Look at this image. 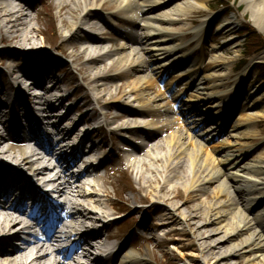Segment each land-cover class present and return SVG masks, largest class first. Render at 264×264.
<instances>
[{
	"label": "bare ground",
	"instance_id": "1",
	"mask_svg": "<svg viewBox=\"0 0 264 264\" xmlns=\"http://www.w3.org/2000/svg\"><path fill=\"white\" fill-rule=\"evenodd\" d=\"M240 1L245 5V12L250 13L255 28L264 34V0ZM29 2L31 1L0 0V37L3 42L13 43L20 48L36 47V37L42 33L32 27V17L22 5L25 3L29 6ZM209 2L210 0H59L61 10L70 8V14L76 10L80 11L68 26L63 24L61 30L64 36H67L73 30L79 32L80 26L95 25L96 34H103V27L113 26L109 18L114 17L122 24V29H114L115 33L121 36L119 48L106 51L104 40L96 35L88 39L87 43L90 45H84L83 50L90 59L104 58L106 53L111 56L110 59L114 55L117 56L112 60L109 70H101L88 79V82L96 83L94 91L97 94L104 93L109 79L126 78L127 82L123 87L117 88L118 92L114 97L108 95L101 98L99 103L103 106L117 104L118 109L122 111L113 116L116 121L113 129H118L116 126L123 121L126 128L122 127V124L121 129L143 135L144 140L150 144L151 149L144 159L139 154L144 145L126 141V144L133 148L131 152H127L129 166L126 171L130 173L134 167L137 172L139 192L136 194L149 192L154 202L171 203L180 196L179 189L185 193L186 202L193 201L199 192H210L211 196L208 198L211 197L212 202L208 201V198H201L200 204L188 206L186 212L178 214L183 222L197 214L203 221L200 228L217 225V228L211 229L205 237L211 243H199V249L206 253L207 249L214 246L213 249L222 252H214V256L206 254V261L214 263L218 258L224 261L247 253L251 255L247 260L248 264H264V210L253 214L264 199V154L255 157V152L251 151L257 145L253 141L260 136L255 124L264 121V101L257 96L256 88H248L245 99L250 103V111L246 110L240 119L234 122L242 101V97H237V93L241 92L249 69L235 78L234 85L222 90L224 83L220 82V78L230 73L229 66L222 69L221 75L217 70L204 75V59H194L193 63H190L195 48H192L193 44L190 45L191 40L186 41L175 29L178 23L184 22L189 16L207 9ZM101 7H106L107 11L101 10ZM6 16L9 18L8 23ZM90 18L99 20L102 25L96 24ZM210 22L211 17L204 18L202 23L195 27L186 23L183 25L193 32L196 47H203L208 42ZM218 22L217 28L231 37L232 48H238L240 44L231 34L238 21L234 19V22ZM139 27L140 34L132 31ZM113 42H117V39H113ZM142 50L145 56L140 54ZM236 52V56L241 55L240 50ZM24 56L20 54L17 59L23 58L25 62L28 60L32 71L24 67V77H18V70L13 65L9 73L13 80H0V122L7 113L6 108L18 106L19 102H26L29 98L28 93L18 88L27 86L26 90H31L39 85L47 86L50 80L53 81L54 86L49 93L51 99L61 103V107L56 106L59 110L52 109L51 114L56 121H45L42 131L48 141L57 148L61 147L58 151L60 158L58 156L59 159H55L54 152L45 159L42 158L45 150L42 140L37 141L36 146L27 148L8 146L7 142L0 140V196L7 194V189L12 186V198L30 201L35 191L34 184L44 180L47 173L56 174L50 181V191L66 200L63 204L56 202L55 206L60 214H55L56 221L49 229L45 228L48 235L46 239L50 243L53 240L59 243L74 242L78 238L79 241L60 250V253L66 255L68 262L60 260V253L45 244L36 228L27 224L25 213H17L16 207H11L0 211V264H153L152 251H147L144 255L134 247L129 248L126 242L120 245L116 257L115 253H111L112 244L107 245L101 234V228L106 229L108 225L104 220L111 216L100 210L108 195L104 186L99 185L97 181L90 183L91 177H88L95 171V164L98 162L92 158L94 147L84 158L77 157L75 152L79 145L74 138H78L81 132L85 135V132L80 131L79 123L76 129H68L74 124L67 126L69 118L61 113L62 109H67L65 104L68 100L63 96L55 99L54 97L61 93L53 94L64 83L58 75L48 79L44 76L42 71L48 70L43 59L35 54ZM34 59L45 68L33 64ZM210 63L220 67L219 55ZM138 66L153 71L157 78L152 79L145 74L133 78L132 73ZM144 72L139 71L141 74ZM3 77L7 78L6 75ZM165 90L166 98L163 99ZM167 95L175 101L165 102L164 100L169 99ZM48 102L52 103L51 100ZM181 108L183 112L180 111ZM187 110L194 113L195 118L184 122L183 115ZM206 112L209 113L207 116ZM131 119L133 120L130 121ZM217 121L219 123L210 126ZM102 128L101 125L97 129L94 128L85 136L84 143ZM4 131L5 128L0 127V134H4ZM229 133L231 134L228 135ZM163 134L167 135L162 143L155 144V139ZM215 141L218 144L211 146ZM69 155L74 159L71 163ZM251 157L255 159L252 160ZM79 161L86 165L89 163V166L79 172ZM12 167L17 170L13 171ZM69 173L72 174L68 176ZM211 185L216 186L208 188ZM75 190L80 198L86 197L88 201L79 198L74 202L70 194ZM145 198L146 196H143L139 199L143 202ZM51 203L53 204L42 197L38 210L42 211L43 207ZM171 204L174 208L172 211L178 209L174 202ZM160 209L166 212L164 216H173L171 211L164 210L163 207ZM160 209L157 212H160ZM33 215L35 217L37 213ZM153 220L155 223L152 228L159 229L162 225L160 219L156 217ZM148 222L149 217L146 218V223ZM25 226L28 227L27 232L24 231L27 229ZM96 227H101L100 231L96 232ZM213 235L218 237L213 240ZM244 235L239 244L233 243ZM106 239H109V236ZM19 241L20 245L17 244Z\"/></svg>",
	"mask_w": 264,
	"mask_h": 264
},
{
	"label": "rangeland",
	"instance_id": "2",
	"mask_svg": "<svg viewBox=\"0 0 264 264\" xmlns=\"http://www.w3.org/2000/svg\"><path fill=\"white\" fill-rule=\"evenodd\" d=\"M30 1L29 6L25 3L22 5L24 8L26 7L28 10L27 12H29L32 17V27L37 31L40 30L42 34L36 37V47L34 48H20L13 43L3 42L0 37V70L3 71L0 72V80H13V77L9 74L10 68L13 65L18 70L16 76L24 77V67H27L26 69L29 70H31V67L29 66L28 60L25 62L23 58H19V60L17 58L20 54H24V57H30V55L35 54L43 59L47 65L48 71H42L44 76H47L46 78L48 79L50 76L58 75L64 83L56 92L62 95L72 94L73 96L71 100L67 101L65 104L67 109L61 113L63 116L69 118L70 122L66 124L67 126H69L70 123L74 124L70 129H76L79 123L80 131L85 132V135L81 132L79 137L77 138L76 136L74 140H76V142L83 141L86 134H90L93 128H97L99 125L103 127L102 130L98 131L95 135L90 136L86 144L84 143L83 149H85L87 153L82 155V158L89 155L88 153H90V150L94 147L95 153L92 158H95L98 164L90 180L93 182L98 181L97 183L104 186V190L108 195L104 200V205L100 209L105 212V214L108 213L111 215L106 218L107 220H104L108 225L106 229L96 227L94 228L95 231L97 232L101 228L104 241L107 245L112 244L114 249L126 242L129 248L134 247L144 255L147 251H152L153 264H248L247 260L251 255L247 253H242L239 256L224 261L218 258L214 263L207 262L205 259V257H207L206 254L214 256V252L218 254L222 251L213 249L214 246H211L206 250V253H203L199 249V243L206 242L210 244L211 241L205 237L208 236L211 229L217 228V225L214 224L206 228H200L199 226L203 221H201V217H197V214H194V217L188 218V220L184 222L182 219H179V212H186L188 206L200 204L201 198L206 199L208 196H211L210 192H199L193 201L186 202L185 193L179 189L180 196L176 200L173 199L171 201V203L174 202V204L178 205L177 208L179 210L175 209L174 211H172V209H174L172 204L170 202L168 203V201L163 203L154 202L149 192H140L139 195L136 194L139 192V189H137L138 175L136 170L132 167V171L129 173L123 169L124 163L128 165L127 151L133 150L132 147L126 144L124 139L128 138L133 142L145 145L143 151L139 153L142 154L140 156L141 158L145 159L151 148H147L148 142L144 140L143 135L133 133V136L132 134L129 136L126 132L122 131L121 125L123 121L120 122V127L116 126L118 129H113L116 122L113 116L122 112L118 109L117 104L103 106L102 103H99L101 98H106L108 95L114 97L118 92L117 88L119 86L123 87L127 82L126 78L114 77L109 79L104 93L97 94L94 91L96 83H90L88 79L91 77L93 78V76L101 70H109L112 60L114 57L117 58V56L114 55V57L110 59L111 56H108L106 53L104 58L100 59L94 57L90 59L83 50L84 45H88V39L96 35L101 36L100 39L104 40L105 45H107L106 51L119 48L120 36L115 33V30L122 28V24L116 18L111 17L109 21L113 26L111 28L103 27V34H96L95 25H84L80 26L79 32L73 30L71 34L64 36L65 34H63L61 30L62 25L65 24L68 26L71 20H74L76 16L80 14V11L76 10L70 14V8L61 10L59 0ZM105 8L106 7H101L100 9L106 12L107 10ZM99 12L104 14L103 11ZM7 13L8 12H5V14ZM209 17H211V22L209 23L207 32L208 42L203 47H196V43L193 41L196 40L193 39V32L188 30L187 26L184 27L183 25L186 23L191 27H195L202 23L204 18ZM90 19L91 21L94 20L96 24L102 25L101 22L99 23V20L94 18ZM234 19L238 21V25L234 26V30L231 34L233 38L238 41V44H240L236 49H233L230 45L231 37L228 36V33L219 30L216 25L217 21L222 22L229 20L230 22H234ZM5 20H7L6 22L8 23L9 18L6 16ZM1 25L2 23L0 21V26ZM175 29L183 35L186 41L191 40L190 45L193 44L192 48H195L190 58V63H193L194 59L200 61L204 59V75L207 73L212 74L216 72L215 70L221 75V73H223L222 69L229 66L231 69L230 73L220 78V82L223 81L222 83H224L222 90L234 85L235 78L246 69H249L245 84L242 86L241 92L237 93V97H242V101L239 112L234 118V122H237L241 114L246 112V110L250 111V103L245 99L247 97L245 92H247L248 88H256L257 96L264 101V77L260 75L264 68V46L259 49L258 47L260 46L254 47V45H264V35L255 28L250 13L245 12V5L242 4L240 0H210L207 9L200 10L189 16L184 22L178 23ZM249 30H252L259 36L258 42H255L253 39L249 40ZM134 31L136 34H140L138 28H134ZM113 39H117V42H113ZM91 49L94 50V48ZM236 50H240V56H236ZM143 51L144 50H142L140 54L145 56ZM110 55H112V53H110ZM217 55L220 57V63L218 64L220 67L210 63ZM32 63L42 69L45 68L44 65L36 59H34ZM140 70L147 69L139 66L136 67L135 72L132 73L134 74L133 78L144 74L152 78H157L148 71L141 74L139 73ZM4 75H6L7 78L3 77ZM47 85L54 86L53 81L50 80ZM18 89L24 90V86ZM164 97L163 95L162 98ZM86 115L89 116L86 117ZM124 124L122 127H124ZM213 124L214 123H212V125ZM255 125L260 136L259 139L257 138V140L253 141L257 145L253 147L251 151L255 152V157H258L264 154V121L258 122ZM119 133H122V136H120ZM230 134L231 133L228 135ZM166 135L167 134L159 135L155 139V144H161ZM216 144H218L217 141L210 145L215 146ZM255 157H251V159L254 160ZM11 169L13 171L17 170L14 169V167ZM70 174L72 173L67 175L70 176ZM40 186L42 189H47L49 185L43 183ZM215 186L216 185H211L208 188H215ZM37 187H39L38 184ZM87 192H89L88 189ZM71 193V199L75 202L78 201L80 196L76 193V190ZM49 194L51 196L48 195L47 198L53 202L65 201L64 197L59 198L54 193ZM143 196H146V198L142 202L139 198ZM210 198L211 197L207 200L210 201ZM80 199L85 202L88 201L86 197ZM107 204H111V206H107ZM160 207H163L164 210L167 209L171 211L173 216L170 214L164 216L166 212L160 209ZM135 209L138 211L134 212ZM159 209L161 213L157 212ZM48 210L51 212L53 210L54 212L57 211L54 203L49 205ZM148 217L149 222L146 223V218ZM156 217L160 219V224H162L159 229L152 228L155 223L153 218ZM97 218L99 217L97 216ZM107 236H109V239H106ZM217 237L218 235H213L212 238L214 240V238ZM244 237L245 235L238 237L233 243L235 245L239 244L240 240ZM76 240L79 241V238ZM71 242L65 243V245H72L73 242ZM17 244L20 245L21 242L19 241Z\"/></svg>",
	"mask_w": 264,
	"mask_h": 264
},
{
	"label": "trees",
	"instance_id": "3",
	"mask_svg": "<svg viewBox=\"0 0 264 264\" xmlns=\"http://www.w3.org/2000/svg\"><path fill=\"white\" fill-rule=\"evenodd\" d=\"M249 37H250V39L249 40H254L255 42H258V40H259V36H257V34H255L252 30H249ZM255 46H260V47H258V49L259 48H261V47H263L264 45L263 44H261V45H254V47ZM262 76H264V68L262 69Z\"/></svg>",
	"mask_w": 264,
	"mask_h": 264
}]
</instances>
